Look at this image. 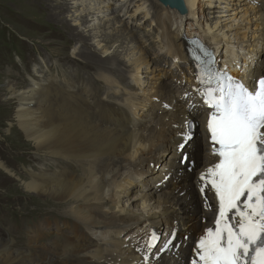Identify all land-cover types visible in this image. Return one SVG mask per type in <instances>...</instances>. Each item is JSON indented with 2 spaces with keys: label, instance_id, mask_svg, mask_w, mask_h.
<instances>
[{
  "label": "bare ground",
  "instance_id": "1",
  "mask_svg": "<svg viewBox=\"0 0 264 264\" xmlns=\"http://www.w3.org/2000/svg\"><path fill=\"white\" fill-rule=\"evenodd\" d=\"M72 1L56 4V15L60 16L63 25L71 28V36L76 38L79 45L77 57L86 66L99 71L95 75V83L85 84L76 92L64 80L62 83L58 75H49L40 84L32 83L21 93L12 85H7L4 91L12 104H15L14 116L8 123L11 127L12 124L16 126L25 141L31 145L30 151L34 154L30 161L39 163L46 158L53 160V163L47 160L49 164L46 169L37 167L35 170H26L27 180L17 179L22 181L23 188L28 192L46 198L44 204L51 206L57 214L67 220L64 226L69 232L61 235L62 241L59 242L53 240L42 244L33 236L27 240L28 246L45 252L51 257V262L42 256L36 258L28 250L14 252L10 246L17 247L15 243L0 240V264H68L67 256L74 257L76 264H139L140 261L129 247L130 244L124 245L122 239L118 240L123 229L139 223L140 226L128 237L136 240L139 232L146 230L149 235L148 230H152V227L158 228L155 235L159 241L176 236L175 241L170 243L174 251L168 255L161 256L154 250L153 254L158 256L156 261L160 259L154 264H183L188 260L192 242L201 237L209 225L203 224L201 220H213L212 213L205 211L209 198L206 197L203 209L196 188L200 174L216 162L208 153L205 131L201 126V116L204 112L196 107L194 110H198L197 115L189 113L185 104L176 98L174 90L177 86L169 82L164 72L165 82H161L156 68V72L151 75L156 77V80L149 91L142 93V98L132 96L129 92L127 97L122 96L119 101L99 97V86L117 87L118 81L125 78L123 73L126 72L129 79H134L137 86L143 87L140 79L148 77L146 75L152 70L144 51L137 48L138 42L142 43L140 37L126 35L122 30V34L120 31L110 34L111 26L113 28L118 23L112 7L102 5L101 8L98 7L97 13H93L88 10L89 0L68 3ZM203 1L206 0H184L185 8L182 11H172L177 14L175 23L171 21L169 14L164 18L155 15L157 24L163 29L160 42L165 43L166 47L162 48L165 53L173 51V48L179 53L175 40L182 33L188 37L194 33H202L218 46L219 68L225 67L232 76L245 75L253 78L260 75L264 68V46L258 44L261 42H257V39L264 37V0H251L244 4L240 17L244 22L242 32H231L232 26L224 24L229 19L222 17L216 19L213 24H208L201 6ZM218 1L220 0H207V3L211 5L210 3L215 4ZM83 2H88L87 8L82 7ZM75 4L77 9L71 12L70 6ZM228 4L223 8H228ZM152 6L155 10L160 8L159 5ZM84 11L87 13L83 18L81 14ZM70 13L71 15L67 16ZM98 13L103 17L94 28L87 17L96 16ZM210 13H216V10L209 11ZM103 19L105 21L101 23ZM169 24L174 26L172 30ZM223 29H229V33L219 35ZM98 30H102L99 36ZM97 38H101L96 44L102 45L101 54H106L111 44L117 41L120 44L118 49L105 59L92 56L91 51H82L87 41ZM113 39L114 41L110 42ZM233 47H236V52ZM220 51L223 53L220 54ZM180 53L185 55L184 51ZM74 65L76 64L67 63V66ZM178 71V75L171 77L181 83L183 75ZM190 87L191 83L186 82L185 89L189 91ZM2 92L3 90H0V96ZM166 93L167 98L164 97ZM165 104L171 107L165 108ZM150 107L153 108L152 111L146 110ZM138 110L145 113L143 116L148 123H145V119L141 121L145 126H139L135 121L137 118L141 119ZM186 118L193 121L195 127L198 126L194 128L195 134L192 138L177 153L174 146L183 143L180 134L184 131ZM155 153H160V156L163 154L161 163L164 164L160 169L163 178L174 179L187 172L192 175L183 178L177 186H170L175 182L163 186L155 185L151 192L143 193L147 189L138 187V183L146 185V182L152 180L151 171L148 169L154 163L150 162V159ZM182 155L186 156V160L180 166L177 162L181 160ZM188 162H193L192 167ZM2 167L7 168L4 163ZM131 171H135L132 177L129 176ZM10 176L18 177L15 173ZM153 179L158 182L160 176L156 175ZM136 186L138 192L133 195V202L128 204L131 199L125 202L119 200L121 193L130 192ZM118 191L121 192L119 196L116 195ZM69 224L72 226L69 227ZM85 235L96 238L95 242L81 243L83 236L85 240L88 239Z\"/></svg>",
  "mask_w": 264,
  "mask_h": 264
},
{
  "label": "rangeland",
  "instance_id": "2",
  "mask_svg": "<svg viewBox=\"0 0 264 264\" xmlns=\"http://www.w3.org/2000/svg\"><path fill=\"white\" fill-rule=\"evenodd\" d=\"M65 1L67 2L68 0H0V90H3L2 95L0 96V170L2 171H0V240L12 241L15 243L17 247L12 245L10 246V249L14 252L28 250L30 253L32 252L36 258L42 256L45 259L47 258L46 260L50 262V256L37 248L28 246L27 240L30 236H33L36 233L35 240L39 243L47 244L53 240H57L59 242V235L69 232L68 228L64 226L67 220L60 216V214H57V211H54L51 206L44 204V202L47 201L46 198L43 196H36L34 193L25 190L22 186V181L17 178L27 180L26 170H35L37 167H39V169H46L49 164L47 160L51 163H53V160L46 158L44 160L42 159L39 163L30 161V157L34 154L30 151V149H32L31 145L25 141L23 135L18 131L16 126L14 127L12 124L13 127H11L8 123L12 121L11 118L14 116L15 104H12V101L9 100L8 95H6L4 91L7 89V85H12L17 92L19 91V93H21L32 85V83L40 84L44 79L46 80L49 75H58V78L62 80V83L65 81L69 84V87L76 92L79 91L82 88L81 86H84L85 84L95 83V75L98 74L99 71L86 66L83 64L82 60L77 57V48L79 45L76 42V38L71 36V28H67L63 25V23L60 22V16L57 17L56 15V4L59 2L64 3ZM99 1H101V3ZM121 1L125 2V0ZM249 1L251 0H233L231 2H224L223 0H220L215 3L218 5V7H216L214 2L209 5L206 0L205 2H202L203 5L201 6L204 10V16H206L208 24H213L214 21L220 17L225 20L229 19V21L232 19L233 21H225L224 24L232 26L231 32H237L241 31L244 26V22H242L243 20L240 18L243 14L241 9L244 4H247ZM74 2L75 0L68 3L73 4ZM89 2L90 9L88 10L93 13H97V10L99 9L98 7L101 8L102 5H106V7H113L112 4H117L115 0H105V2L103 0H89ZM152 2L153 0H148V2L144 4V8L146 9L145 14H147L148 9H150L149 7H151ZM227 3H229L227 5L228 8H223V6L225 7ZM87 4L88 2H83L82 7L86 6L87 8ZM138 4H140L139 0H130V2L125 4V8L128 7L127 15L122 19H119L120 16H116L118 23L115 24L113 28L111 26V29L109 30L110 34L112 32V34H114V31H120L122 34V30L126 35L129 34L140 37V35H144L143 30H150L151 27L147 21L141 20L135 23L128 17L130 12H133L134 10L133 6H137ZM156 5L158 6V4L154 3V6ZM70 7L72 12L76 8V4ZM212 10H216V13L209 14V11L211 12ZM156 11H158V9ZM86 13L87 12L84 11L81 14L83 18L86 16ZM77 14H79V12L76 13V15ZM70 15L71 13L67 14V16ZM136 16L137 15L134 14L131 18L134 19ZM102 17L103 15L98 13L96 16L87 17V20L93 24L94 28H96ZM104 21L105 19H103L101 23ZM169 25L172 26L171 24ZM136 29L139 30L136 31ZM80 30L82 31L83 29ZM228 30L229 29H223V32L219 35L222 33H229ZM101 31L102 30H98V36L102 34ZM109 31H107V33H109ZM99 41H101V38H97L93 41H87V45L84 48L82 47V51H85L86 53L91 51L92 56L96 55V57L100 59H105L107 56L114 53L120 44L119 41L111 44L106 54H101L102 45L96 46ZM112 41H114V39L110 40V42ZM257 42H261L258 44H263L264 46V37L257 39ZM137 45V48L144 51V54H146V50L143 49V46L146 48H148V46H153L146 43H143L142 46L139 42ZM169 46L171 45L169 44ZM163 47H166L165 43L162 44L161 48ZM233 48L234 52H236V47ZM173 51H176V49L173 48ZM222 53L220 51V54ZM146 60L149 63L147 54ZM153 60H155V64L151 65L149 63V68L153 72L150 71V73L146 75L148 77L140 79L143 82V87L137 86L134 79H131L133 85H127L126 80L129 79V74L126 72L123 73L126 79L123 77L124 79L118 81L119 84L117 87L107 88L104 85H98L100 87L98 96L101 98L109 97L112 101H119L122 96L127 97V93L129 92L132 96L142 98V93L149 91L150 86L153 85V82L156 80V77H151V75L156 72L155 67H158V56L156 57L153 55L150 58V61ZM160 60L164 59L160 57ZM58 61L61 63H58ZM67 63H75L76 65L67 66ZM156 73L160 74L161 82H165L163 72L159 73L157 71ZM164 74L169 79L171 73L164 71ZM113 76L116 77L115 75ZM183 82H185V85L181 87V89H185L187 78L182 77V82L180 84ZM179 89L180 88L177 87L174 90L175 93H177V90ZM167 95L168 93L164 94V97L167 98ZM161 100H163V98H161ZM142 108L143 107H140V109ZM152 109L153 108L151 107L148 109L146 108L148 111H152ZM143 110H145V108ZM197 111L198 110H194L189 113L197 115ZM126 114L129 115L128 113ZM138 114L141 119H135L136 123H138L139 126H145L144 124L148 123V120L143 116V114H145L144 111L138 110ZM144 119L145 123L141 122ZM193 134H195V129L192 130V135ZM162 158L163 154L160 156V153H155L150 159V162L154 161L152 167H149L148 169L151 171L150 174H152V180L146 182V185L141 184L140 182L138 183V187H146L147 190L143 193L151 192V188L155 185L163 186L165 184L175 182L170 186H177L183 178L192 175L191 172H187L185 175H182L181 173V176L174 179L171 177L163 178L162 173H160V169L164 164V162L161 163ZM53 159L55 160V158ZM180 161L181 160H178L177 163L182 166ZM3 163L7 167L6 169L2 167ZM189 165L192 167L193 162H189ZM14 173L15 175H18V177L10 176ZM134 175L135 171H131L129 173L130 177ZM156 175L160 176V180L158 179V182L153 179ZM137 190L138 188L136 186V188H133L130 192L121 193L118 191L116 195L119 196L120 193L122 194L119 198L122 202H125L127 199H131L128 202L129 204L134 201L133 195L138 192ZM137 226H140V223L123 229L118 236V240H123V242H125L124 245H129L130 241L134 240V238L128 236L134 232L133 230H135ZM148 231L149 234H155V232H158V228L152 227V230ZM31 233L33 234L30 235ZM37 234L42 237H39ZM85 236L88 238L87 240L84 239V236L80 239V242L83 244L95 242L96 240L94 237H90L88 235ZM192 245L193 242L191 246ZM35 249H37V251ZM55 264H57V262H55ZM68 264H76V259L71 256Z\"/></svg>",
  "mask_w": 264,
  "mask_h": 264
},
{
  "label": "snow or ice",
  "instance_id": "3",
  "mask_svg": "<svg viewBox=\"0 0 264 264\" xmlns=\"http://www.w3.org/2000/svg\"><path fill=\"white\" fill-rule=\"evenodd\" d=\"M193 43L200 52L194 59L195 91L209 109L211 154L218 158L200 174L199 191L206 195L210 186L218 210L215 227L197 242L192 264H264V77L249 89L220 71L210 50ZM193 126L186 118L179 148L192 138ZM155 239L146 241L148 249ZM148 259L143 257L144 264Z\"/></svg>",
  "mask_w": 264,
  "mask_h": 264
},
{
  "label": "water",
  "instance_id": "4",
  "mask_svg": "<svg viewBox=\"0 0 264 264\" xmlns=\"http://www.w3.org/2000/svg\"><path fill=\"white\" fill-rule=\"evenodd\" d=\"M163 4L169 6L170 8H179L177 0H167V3L163 2Z\"/></svg>",
  "mask_w": 264,
  "mask_h": 264
}]
</instances>
